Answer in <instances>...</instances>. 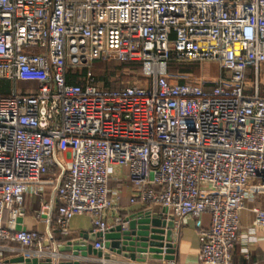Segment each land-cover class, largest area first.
I'll return each instance as SVG.
<instances>
[{
    "label": "built area",
    "instance_id": "2783aa9c",
    "mask_svg": "<svg viewBox=\"0 0 264 264\" xmlns=\"http://www.w3.org/2000/svg\"><path fill=\"white\" fill-rule=\"evenodd\" d=\"M170 59L214 62L219 75L209 89L180 83L166 72ZM97 60L140 63L153 76L148 87L107 90L94 82ZM262 65L264 0H0V81L9 83L0 94V241L29 258L121 264L103 239L127 225L104 215L121 166L138 189L130 203L158 206L174 225L209 214L198 264H230L248 181L264 190ZM18 81L36 87L19 91ZM44 186L55 205L36 217L49 227L17 229L24 192ZM75 215L101 238L96 253L56 252L52 231L68 235ZM148 260L140 264L159 261Z\"/></svg>",
    "mask_w": 264,
    "mask_h": 264
},
{
    "label": "crops",
    "instance_id": "0c3cea01",
    "mask_svg": "<svg viewBox=\"0 0 264 264\" xmlns=\"http://www.w3.org/2000/svg\"><path fill=\"white\" fill-rule=\"evenodd\" d=\"M260 69H264V65ZM250 73L251 70H247V74ZM179 82L186 81L179 80ZM191 83L198 84V82ZM7 84V93H9V83L7 82ZM260 94L264 97V86ZM127 172L126 167L117 166L112 168L107 181V198L111 204V208L104 214L107 222L112 223L115 217L133 218L135 220L148 217L150 221L169 222L164 210L158 206H142L138 201L130 203V198L138 192V189L130 184ZM247 185L248 190L243 200V208L239 213L238 239L230 250V264H264V224L262 226L254 224L256 210L264 211V190L260 188V182L257 179H250ZM48 203L55 205V195L51 186H44L41 191L38 190L34 193L31 188H28L23 194V215L17 219V229L47 230L49 225L43 218H37L36 213L39 212L41 206ZM50 216L52 219L54 218V210ZM7 219L8 215L5 212L4 221ZM209 219V214L204 213L198 218L182 217L175 225L173 224L167 257L169 260H159L153 264H198L199 244L197 234L201 229L208 227ZM140 226V224H136L135 231L139 230ZM89 231L90 220L87 216H73L69 221L68 235L62 236L57 230L52 231L57 244L56 252H65L69 242L81 240L84 235L95 236ZM99 239L101 238L95 236V240ZM2 244L9 248L0 250L1 264L14 260L19 256L30 257L16 243L0 241V245ZM94 257L96 256L90 255L87 258L93 259ZM117 258L121 264H138V262L129 258H123L122 256H117ZM151 261L148 260L147 262Z\"/></svg>",
    "mask_w": 264,
    "mask_h": 264
},
{
    "label": "water",
    "instance_id": "95a60500",
    "mask_svg": "<svg viewBox=\"0 0 264 264\" xmlns=\"http://www.w3.org/2000/svg\"><path fill=\"white\" fill-rule=\"evenodd\" d=\"M140 224V229L135 231V225ZM172 221L155 222L150 221L148 217L138 220L128 219L126 227L120 225L115 226L103 236L105 247L114 253L113 258L122 256L139 263L145 262L146 259L160 260V248L162 246L170 247ZM95 236L84 235L81 240L69 242L65 252L71 253L73 256L80 254L96 253L92 250V242ZM148 252V255L146 254ZM97 255H100L98 252ZM79 264L73 259H61L53 262L51 259L44 260L38 258H25L19 256L14 260L5 262L4 264Z\"/></svg>",
    "mask_w": 264,
    "mask_h": 264
},
{
    "label": "rangeland",
    "instance_id": "374dc122",
    "mask_svg": "<svg viewBox=\"0 0 264 264\" xmlns=\"http://www.w3.org/2000/svg\"><path fill=\"white\" fill-rule=\"evenodd\" d=\"M110 64V65H109ZM96 74L94 82L96 86L103 87L107 90H116L126 86H141L148 87L152 78L150 70L142 64L138 68H131L123 66L122 63L116 61L97 60L94 62ZM169 70V71H168ZM167 74H171L173 80H183L186 82H200L203 81L206 89L213 86V81L218 77L219 72L217 65L214 62H201V63H176L166 65ZM98 73V74H97ZM109 85L104 86L103 76ZM84 74L83 71H76L75 76ZM100 74V75H99ZM260 90L264 86V69H260ZM2 84L3 82L0 81ZM3 85V84H2ZM8 85V84H7ZM34 83L20 82L16 83V89L19 91H27L34 89Z\"/></svg>",
    "mask_w": 264,
    "mask_h": 264
},
{
    "label": "trees",
    "instance_id": "16d2710c",
    "mask_svg": "<svg viewBox=\"0 0 264 264\" xmlns=\"http://www.w3.org/2000/svg\"><path fill=\"white\" fill-rule=\"evenodd\" d=\"M174 63V60L170 59V61L167 63L168 65H172ZM123 66H126V67H131V68H138L140 67V63H136V62H125V63H122ZM110 65V64H109ZM95 68H98V67H95V66H92V71H93V74H96V70ZM169 71V70H168ZM98 74V73H97ZM100 75V74H99ZM103 76V80L104 81V86H107L109 85L108 82L105 81V75L104 73L101 74ZM169 76L171 75L170 73L168 74ZM94 76V75H93ZM3 82L2 84L0 83V94H7V91H8V85H7V82H4V81H1ZM180 83H183V82H180ZM102 87V86H101ZM121 89V88H119Z\"/></svg>",
    "mask_w": 264,
    "mask_h": 264
}]
</instances>
